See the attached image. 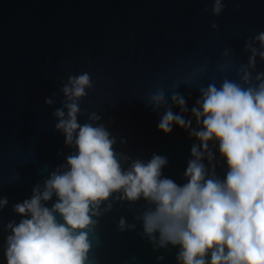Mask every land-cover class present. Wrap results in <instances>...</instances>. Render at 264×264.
<instances>
[{
  "label": "water",
  "instance_id": "obj_1",
  "mask_svg": "<svg viewBox=\"0 0 264 264\" xmlns=\"http://www.w3.org/2000/svg\"><path fill=\"white\" fill-rule=\"evenodd\" d=\"M211 9L212 0H0V196L8 200L0 212V244L9 234L4 226L22 219L13 205L31 198L33 187L74 151L55 129L53 116L64 99L58 90L69 75L88 72L93 81L80 101L79 123L96 112L97 123L116 138L118 153L145 162L154 154L166 157L162 177L186 182L191 147L199 141L175 123L171 133L160 131L165 108L154 111L149 97L164 89L166 106L195 128L191 109L200 97L197 86L238 80L236 68L250 55L245 41L264 32V0H225L219 16ZM226 48L232 50L228 57L222 56ZM229 61L234 66L221 71ZM205 62L206 71L197 72ZM258 72H264L259 57L253 78ZM172 91L185 98L186 113L172 103ZM53 92L55 103L45 105ZM210 148L223 178L227 169L218 144ZM145 207L143 199L117 202L99 218L89 253L94 264H178V247L153 250L143 235L142 221L135 217ZM121 217L135 230L119 231ZM0 264H6L2 247Z\"/></svg>",
  "mask_w": 264,
  "mask_h": 264
},
{
  "label": "clouds",
  "instance_id": "obj_2",
  "mask_svg": "<svg viewBox=\"0 0 264 264\" xmlns=\"http://www.w3.org/2000/svg\"><path fill=\"white\" fill-rule=\"evenodd\" d=\"M224 3L212 0L214 16L222 13ZM244 50L250 55L247 64L236 68L238 80L224 78L219 86L215 81L197 86L200 97L191 109L195 128L192 120L166 106L164 89L148 99L154 111L165 108L160 131L171 133L175 123L199 141L191 147L182 185L162 177L166 157L154 154L145 162L118 153L116 138L97 123L101 116L96 112L79 123L80 101L93 81L88 72L69 75L58 90L64 99L53 116L55 129L74 151L42 185L33 187L31 198L13 205L22 219L4 226L9 234L0 247L6 264H94L89 253L99 218L111 212L114 203L141 199L147 207L135 219L142 221L143 235L153 250L178 247V264H264V72L252 76L257 57L264 61V32L245 41ZM231 51L226 48L222 56ZM233 66L229 61L219 67L227 71ZM206 67L207 62L196 71ZM56 96L53 92L45 105H53ZM171 101L181 113L188 111L179 92L172 91ZM210 144H218L226 163L223 178L217 175ZM54 196L55 202L46 206ZM7 204V198L0 196V212ZM135 227L120 218L119 231Z\"/></svg>",
  "mask_w": 264,
  "mask_h": 264
}]
</instances>
